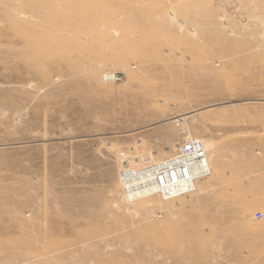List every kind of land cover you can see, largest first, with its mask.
<instances>
[{"label":"rangeland","instance_id":"1","mask_svg":"<svg viewBox=\"0 0 264 264\" xmlns=\"http://www.w3.org/2000/svg\"><path fill=\"white\" fill-rule=\"evenodd\" d=\"M261 106L264 0H0V264H264L213 166ZM191 137L195 192L123 199L126 162Z\"/></svg>","mask_w":264,"mask_h":264},{"label":"built area","instance_id":"2","mask_svg":"<svg viewBox=\"0 0 264 264\" xmlns=\"http://www.w3.org/2000/svg\"><path fill=\"white\" fill-rule=\"evenodd\" d=\"M105 79L121 81L123 77L108 73ZM212 171L204 142L191 137L180 144L177 152L165 158L144 157L126 162L119 176L122 197L131 202L150 195H159L165 200L187 196ZM262 217L263 214L257 213L258 219Z\"/></svg>","mask_w":264,"mask_h":264},{"label":"crops","instance_id":"3","mask_svg":"<svg viewBox=\"0 0 264 264\" xmlns=\"http://www.w3.org/2000/svg\"><path fill=\"white\" fill-rule=\"evenodd\" d=\"M238 109L243 108L239 106ZM263 110L264 106H261L259 111ZM250 111L248 110V112ZM233 123L236 131H239L234 132L233 135L217 137L216 140L220 146L222 145L219 158L213 162L215 171L219 176L218 191L249 194L248 196L243 195V197L234 201V207L257 210V213L263 214L259 221L264 222V126L261 127L259 136L252 137L243 135L244 132L240 130L244 128L240 124L252 125L255 122L235 121ZM258 123L264 125V121ZM244 145H257L258 148L248 147L244 149L242 147ZM212 184L211 186L215 187V182Z\"/></svg>","mask_w":264,"mask_h":264},{"label":"bare ground","instance_id":"4","mask_svg":"<svg viewBox=\"0 0 264 264\" xmlns=\"http://www.w3.org/2000/svg\"><path fill=\"white\" fill-rule=\"evenodd\" d=\"M195 33V32H194ZM211 165V164H210ZM151 196H154V195H150V196H146V197H142V198H139V199H144V198H149V197H151ZM139 199H137V200H139ZM136 200H133V201H131V203H134Z\"/></svg>","mask_w":264,"mask_h":264}]
</instances>
